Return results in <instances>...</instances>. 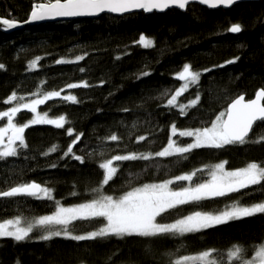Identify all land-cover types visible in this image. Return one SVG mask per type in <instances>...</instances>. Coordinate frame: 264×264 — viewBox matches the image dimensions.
Listing matches in <instances>:
<instances>
[{"label": "trees", "instance_id": "16d2710c", "mask_svg": "<svg viewBox=\"0 0 264 264\" xmlns=\"http://www.w3.org/2000/svg\"><path fill=\"white\" fill-rule=\"evenodd\" d=\"M37 2L46 0H0V18L26 21ZM233 24L242 26L240 33H230ZM142 35L152 46L138 43ZM77 56L84 58L77 61ZM229 60L235 62L226 63ZM0 64L4 65L0 69V112L59 91L61 95L45 101L40 110L53 119L65 117L63 128L48 123L30 125L24 132L27 147H19L16 156L0 159V191L35 182L51 189L53 197L0 198V222L19 216L26 226L25 222L52 214L55 201L75 206L100 194L119 198L132 188L195 171L191 182L170 185L174 190L194 187L209 181L211 166L220 161H227L233 170L250 162L264 165V142L193 149L184 154L186 159L174 155L114 161L118 168L114 178L101 193L93 192L103 178L100 163L115 155L154 154L167 147L170 136L180 145L191 143L193 137L172 136L171 126L175 124L178 130L210 127L239 95L253 98L264 89V0L241 2L229 9L193 3L186 10L172 8L164 13L104 14L96 20L44 23L11 35L0 30ZM185 64L201 75L177 103L200 99L185 110L187 115H181L178 108L166 105L183 84L177 74ZM70 84L80 86L69 88ZM13 92L18 99L6 103ZM66 95L75 96L76 101H65ZM32 116L20 111L15 121L22 125ZM79 133L83 135L72 145V153H67ZM113 134L120 139L109 140ZM140 136L146 139L137 142ZM261 136L264 122L258 121L249 138ZM53 146L56 151H49ZM74 156L83 157V162ZM235 200L242 205L264 202V184L181 205L158 220L172 223L196 211L217 213ZM99 226L98 220L77 222L74 234H86ZM41 234L34 230L30 239L19 242L0 238V264H170L210 249L217 250L213 256L218 261L229 264L227 253L234 245L243 246L250 258L255 246L264 242V214L184 236H110L84 241L60 236L44 241L39 239Z\"/></svg>", "mask_w": 264, "mask_h": 264}, {"label": "snow or ice", "instance_id": "6c2138e0", "mask_svg": "<svg viewBox=\"0 0 264 264\" xmlns=\"http://www.w3.org/2000/svg\"><path fill=\"white\" fill-rule=\"evenodd\" d=\"M189 2L190 0H46V2L34 4L30 14V21H25V23L55 17L96 15L105 10L109 12H127L130 9H143L151 12L153 9L163 11L173 5L184 9ZM199 2L215 8L219 5L230 6L236 0H199ZM0 24L10 29L17 27L18 22L0 18ZM241 30L242 26L240 24H233L229 29L233 33H239ZM138 43L145 48L153 44L150 39H146L143 35ZM83 58V56H77L76 60L79 61ZM39 59L38 57L37 60ZM64 62L69 61H57V63ZM234 62V60H229L226 63ZM33 64H35V61ZM2 68H4V65L0 64V69ZM206 71H210V69ZM144 75H148V73H144ZM200 75L201 73L192 71L191 66L185 64L183 70L177 74V78L184 81V83L167 100L166 106L176 107L181 115H187L185 110L195 107L200 97L197 96L187 104H178L177 98L187 91L190 85H196L199 82ZM79 86L76 84L68 85L69 88ZM83 86L87 87L88 85L85 83ZM59 96V91L47 92L44 94L43 99L33 100L30 104L17 103L16 106L9 108L7 111L0 112V118L7 117V126L0 127V147L4 145L5 136L8 138L7 146L0 150V159L18 154L17 141H19L20 147H27L23 134L30 125L48 123L55 125L57 128L64 127V116L54 120L48 119L47 112L41 115L36 108L37 105ZM17 99V94L13 92L5 102L11 103ZM19 99L23 100V97ZM63 99L65 101H76L75 96L66 95ZM22 109H30L32 113H35V116L30 121L17 125L13 123V117ZM257 121L264 122V89L258 90L254 99L245 101L243 95L234 99L224 112L219 113L215 117L210 127L178 130L175 124L171 126L172 136L178 133L180 137H193L194 140L191 143L180 145L178 141L173 140L170 136L167 147L162 151L154 154L130 153L127 155H115L100 163L99 167L103 170V178L101 186L93 189V192L101 193L102 187L109 184L114 178L118 171V168L113 166L114 161L150 160L153 156L167 157L174 155H180L186 159L187 157L184 154L191 153L193 149H218L225 145L264 142V136L256 139L249 138V132ZM9 133L11 134L9 135ZM67 134L71 136L73 130L71 128L67 129ZM82 135L83 133H79L75 136L72 144L67 149V153H72V145L77 143ZM108 139L118 141L120 138L113 134ZM145 139L146 137L140 136L137 138V142ZM49 151H56V146H53ZM74 158L83 162V157L81 156H74ZM227 163V161H222L211 166V171L208 173L211 176V180L198 183L194 187H181L179 190H174L170 185L175 181L191 182L193 176L196 175L195 171L177 176L174 180L170 179L158 184H144L141 187L132 188V190L127 191L119 198L100 194L89 202L72 207H64L59 201H55L56 210L52 214L39 216L31 222H25L26 226H21L22 218L19 216L0 222V237H12L19 242L30 239V234L34 230L42 231L43 234L39 235V239L44 241L60 236L75 241L95 240L110 236L120 239L126 236L144 238L166 235L184 236L216 225L225 224L232 220L264 214V202L242 205L239 200H235L233 203L225 205V208L217 213L196 211L190 215L178 218L172 223H163L158 220V217H162L168 210L177 209L181 205L224 197L230 193L239 192L241 189H247L252 185L264 184V165L258 162H250L243 168L226 171L225 166ZM196 171H202V169H197ZM51 191L49 188L31 182L12 187L9 190L0 191V198L30 196L52 200ZM93 220L100 222V226L96 230L88 231L86 234H74L77 222ZM216 251V249H210L196 256H182L171 260L170 264H189L191 261H200L203 264H222L213 256ZM245 252L246 250L243 246L234 245L227 253L229 264H264V242L255 246V255L253 257L247 258Z\"/></svg>", "mask_w": 264, "mask_h": 264}, {"label": "water", "instance_id": "95a60500", "mask_svg": "<svg viewBox=\"0 0 264 264\" xmlns=\"http://www.w3.org/2000/svg\"><path fill=\"white\" fill-rule=\"evenodd\" d=\"M246 1H251V0H236V2L233 3L230 6L219 5V6L215 7V8L210 7L208 4H202V3L199 2V0H190V2L188 4L197 3V4H200L202 6L207 7L209 9H219V8L229 9V8H231L232 6H234V5L238 4V3L246 2ZM187 5H186V7H187ZM186 7L184 9H181V10H186ZM172 8H178V9H180L179 7L173 5V6H170V7L166 8L163 11L153 9L151 12L145 11L143 9H130L127 12H109V11L105 10L104 12L98 13L96 15H89V16L55 17V18L45 19V20H41V21H31V22H27V23H25V21H22V22L21 21H17L18 22L17 27L10 28V29L7 28L5 25L0 24V30H2L5 33L11 35V34H14V33H18V32L25 31V30H27L30 27H33V26H36V25H40V24H44V23H52V22H60V21H70V20H75V19H80V18H90V19H94V18L99 17V16H102L104 14H112V15H116L117 16V15H124V14H127V13H132V12H138V11H144L146 14H151V13H153L155 11L160 12V13H164V12L169 11ZM26 21H30V16H29V18ZM230 33H232L234 35L238 34V33H233L231 31H230ZM242 95L244 96L245 101H248V100H251V99H254L255 98V96L253 98H247L246 94H242ZM239 96H241V95H239ZM254 125H253V127H254ZM251 132H252V130L249 132V136H250ZM37 184H39V183H37Z\"/></svg>", "mask_w": 264, "mask_h": 264}, {"label": "rangeland", "instance_id": "374dc122", "mask_svg": "<svg viewBox=\"0 0 264 264\" xmlns=\"http://www.w3.org/2000/svg\"><path fill=\"white\" fill-rule=\"evenodd\" d=\"M191 70H192V68H191ZM193 71V70H192ZM183 83H184V81H183ZM61 95V94H60ZM37 99H43V97H41V98H37ZM33 100H36V98L35 99H32V100H29V101H26V102H23V103H26V104H30ZM42 104H40V105H37L36 106V108H37V112L38 113H40L41 115H43V113L41 112V110H40V106H41ZM14 106H16V105H10L6 110H4V111H7L9 108H11V107H14ZM21 111H28V112H31L30 111V109H22ZM3 112V111H2ZM32 113V112H31ZM18 114V113H17ZM17 114L13 117V123H15V124H17V125H19L16 121H15V119L17 118ZM32 118L31 119H33V117L35 116V113H32ZM48 119H53L51 116H49L48 115V117H47ZM30 119V120H31ZM54 119H56V118H54ZM53 119V120H54ZM58 119V118H57ZM29 120V121H30ZM28 122V121H27ZM38 124H42V123H38ZM21 125V124H20ZM7 126V117H4V118H0V127H6ZM9 135H10V133H9ZM24 135V134H23ZM173 140H174V138H172ZM7 143H8V138H7V136H5V138H4V145H3V147H6L7 146ZM3 147H0V150H3ZM16 147H17V150H18V148L20 147L19 146V141H17V143H16ZM162 151V150H161ZM220 162H222V161H220ZM220 162H218V163H220ZM113 166H114V164H113ZM225 170L226 171H228V170H233V169H229L228 167H227V165L225 166ZM209 180H211V177H210V179ZM42 195V194H41ZM64 207H72V206H64ZM50 215V214H49ZM21 226H23L22 224H21ZM0 238H4V237H0ZM9 238H12V237H9ZM255 255V254H254ZM253 255V256H254ZM196 256V255H195ZM252 256V257H253ZM251 258V257H250ZM197 262H200V261H191V262H189V264H197Z\"/></svg>", "mask_w": 264, "mask_h": 264}, {"label": "bare ground", "instance_id": "6f19581e", "mask_svg": "<svg viewBox=\"0 0 264 264\" xmlns=\"http://www.w3.org/2000/svg\"><path fill=\"white\" fill-rule=\"evenodd\" d=\"M125 15V14H124ZM117 16H122V15H117ZM100 17H102V16H99V17H96V18H94L95 20L96 19H99ZM81 19V18H80ZM82 19H90V18H82Z\"/></svg>", "mask_w": 264, "mask_h": 264}]
</instances>
